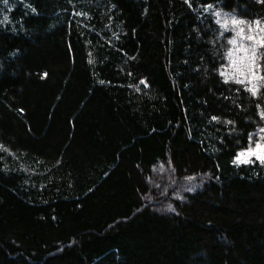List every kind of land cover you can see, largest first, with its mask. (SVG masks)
Masks as SVG:
<instances>
[{
  "label": "trees",
  "instance_id": "trees-1",
  "mask_svg": "<svg viewBox=\"0 0 264 264\" xmlns=\"http://www.w3.org/2000/svg\"><path fill=\"white\" fill-rule=\"evenodd\" d=\"M215 9L264 27V0H0V264H264V165L232 163L264 86L225 82Z\"/></svg>",
  "mask_w": 264,
  "mask_h": 264
},
{
  "label": "snow or ice",
  "instance_id": "snow-or-ice-1",
  "mask_svg": "<svg viewBox=\"0 0 264 264\" xmlns=\"http://www.w3.org/2000/svg\"><path fill=\"white\" fill-rule=\"evenodd\" d=\"M185 2L191 7V0H185ZM4 3L7 4L8 0H4ZM203 7L204 11L207 12L213 6L206 5ZM32 11L35 12L36 10L33 8ZM76 15H86V13H76ZM214 15L216 17V23L219 24L221 28L227 31L229 30L230 24L232 30L235 32V35L228 41L232 47L229 48L226 53L230 61V70L227 73L222 72L221 75L224 76L226 83L232 80L237 84L250 85L245 88V91L250 92L253 96H257L260 87L264 86V69H262L260 63L262 54L258 52V49L264 48V27L260 26L259 20L254 22L256 27H253L252 24H248L244 20L234 17L229 22L226 18L229 14H222L220 10H216ZM222 15L225 17L223 21L221 20ZM8 19L9 17L4 15L3 21H8ZM245 27H247L250 33L249 35H245ZM256 33H259L258 38ZM89 63H92V61L89 60ZM44 75L46 76L47 74L45 73ZM100 83H104V81H100ZM140 84H143L145 87L148 86L146 80L143 79H141ZM136 90L139 91V87H137ZM257 108L259 109L260 105H257ZM259 115L261 119H264V110L260 111ZM211 119L217 120L218 117L213 116ZM226 123L231 124L232 122L226 121ZM257 131L260 135L255 142V146L253 147L252 145V134L250 133L248 148L237 152L236 156L233 158L232 163L237 167L241 164L252 163L253 158L264 165V127L259 128ZM186 179L192 180L194 177L189 176Z\"/></svg>",
  "mask_w": 264,
  "mask_h": 264
},
{
  "label": "rangeland",
  "instance_id": "rangeland-1",
  "mask_svg": "<svg viewBox=\"0 0 264 264\" xmlns=\"http://www.w3.org/2000/svg\"><path fill=\"white\" fill-rule=\"evenodd\" d=\"M216 10H220V9H215L214 10V12L216 11ZM221 11V10H220ZM221 13L223 14V13H226V12H223V11H221ZM229 15H228V17H226L228 20H229V22L231 21V19L234 17V18H236V19H239L237 16H235L234 14H231V13H228ZM225 19V17L222 15L221 16V20L223 21ZM248 23V22H247ZM248 24H252V26L253 27H256V25L254 24V23H248ZM220 26V25H219ZM243 26V25H242ZM260 26H262L261 24H260ZM221 28V27H220ZM221 30H222V36L224 37V40L226 41V44H227V51H228V49L229 48H231L232 47V45H230L229 43H228V41L235 35V32L232 30V28H231V25L229 24V30H227V31H225L223 28H221ZM237 31H238V29H237ZM250 33L248 32V29H247V27H245V35H249ZM256 36H257V38L259 37V33H256ZM247 43V42H246ZM258 52L259 53H261L262 55H261V60H260V63L262 64V60H263V56H264V48H261V49H258ZM229 65H230V61H229V59L227 58L226 59V63H225V65H224V67H223V70H222V72H224V73H227V72H229ZM262 66V65H261ZM224 77V76H223ZM229 81H232V80H229ZM247 87H249L250 85H246ZM253 145V147L255 146V143L254 144H252ZM253 161H255V158H253ZM167 175V173H166V171H164V169L163 170H160V172H156V176H155V178L152 180V185H153V188H160V186H162V184H161V179H163L164 178V176H166ZM148 203H150L151 205H154L155 207H160V205H161V200H159V202H158V199H156V197H154L153 195L151 196H149V198H148Z\"/></svg>",
  "mask_w": 264,
  "mask_h": 264
}]
</instances>
